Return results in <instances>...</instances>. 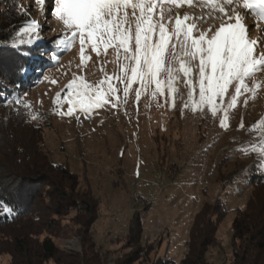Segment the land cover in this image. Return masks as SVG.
Masks as SVG:
<instances>
[{"label":"rangeland","instance_id":"1","mask_svg":"<svg viewBox=\"0 0 264 264\" xmlns=\"http://www.w3.org/2000/svg\"><path fill=\"white\" fill-rule=\"evenodd\" d=\"M20 6L29 21L19 28L16 44L25 40L50 50L49 43L71 37L54 15L55 0H45L43 9L36 0H20ZM163 7L166 16L173 18L185 13L203 17L198 21L201 30L209 26L214 30L221 23V14L205 6L204 0H193L191 5L182 2L179 7L166 0ZM128 11L131 18V9ZM240 11L248 25V37L258 41L257 53L264 52V21H257L250 11ZM30 21H36L37 27L26 32ZM58 46L62 51L57 65L43 71V79L32 90L8 100L4 112L13 114L20 99L28 104L30 118L41 128L43 148L50 159L66 165L76 174L80 190L89 191L98 200V217L90 235L102 254L110 259L129 251L125 246L128 223L136 212L141 244L153 248L146 260L137 264H154L162 257L178 261L186 251L194 215L204 204L217 208L221 198H226L228 211L217 226L216 244L209 248L207 258L210 264H229L234 248V209L245 206L248 189L240 184L244 189L231 195L228 188L236 186V179L243 180L252 154L264 158L260 151L264 147V124L253 127L264 118V70L247 81L249 86L253 81L260 85L255 94L242 93L236 105L228 109L226 128L220 126L222 111L214 116L206 106L195 111L185 107L188 88L182 73H177V92L172 97L166 90L155 97L144 91L137 99L139 84L133 83L125 99L123 83L113 78L110 82L117 88L116 107L109 103L87 114L76 109L69 116L58 114L68 108L66 85L74 76L96 85L105 77L119 75L122 53L118 58L109 48L97 56L86 44L89 59L81 65L78 36L70 45ZM175 66L179 67L178 63ZM190 76L195 81V66ZM198 92V87L193 89V100L199 99ZM232 92L234 88L230 87L223 101L217 103L226 106ZM232 174L235 177L230 180ZM78 227L71 217L64 219L57 234H51L57 248L80 251L81 240L75 231ZM8 261V255H0V264Z\"/></svg>","mask_w":264,"mask_h":264},{"label":"trees","instance_id":"2","mask_svg":"<svg viewBox=\"0 0 264 264\" xmlns=\"http://www.w3.org/2000/svg\"><path fill=\"white\" fill-rule=\"evenodd\" d=\"M28 17L20 0H0V255L9 256L7 264L142 262L153 248L141 244L139 215L134 212L128 223L125 246L129 251L108 259L90 235L98 217V200L80 190L76 174L66 165L50 159L41 128L32 122L29 105L21 96L13 114L4 112L8 100L41 82L43 71L57 65L62 51L56 41L48 44L50 50L25 40L16 44L17 32ZM251 159L243 180L236 179V186L228 188L231 195L244 189L240 184L248 189L245 206L234 209L229 264H264V158L252 154ZM225 200L221 198L217 208L206 203L194 215L183 257L178 261L162 257L154 264H210L207 252L215 246L217 226L228 211ZM5 206L10 211H4ZM68 217L79 226L75 231L80 251L60 250L52 240L51 234L56 235ZM43 233L47 234L41 237Z\"/></svg>","mask_w":264,"mask_h":264},{"label":"snow or ice","instance_id":"3","mask_svg":"<svg viewBox=\"0 0 264 264\" xmlns=\"http://www.w3.org/2000/svg\"><path fill=\"white\" fill-rule=\"evenodd\" d=\"M36 2L43 9L45 0ZM165 2L55 0L54 15L64 25L65 32L72 33L71 37L57 40L56 43L70 45L78 36L81 65L89 59L85 55L86 44L97 56L101 50L106 53L109 48L117 53L118 58L122 53L119 75L105 77L96 85L74 76L66 85L67 111L58 114L70 116L76 109L87 114L109 103L116 107L117 88L110 82L113 78L123 83L125 99L133 83L139 84L137 99L144 91H150L155 97L166 90L168 96L172 97L177 92L174 87L177 73H182L188 88L185 107L191 106L195 111L206 106L214 116L222 111L220 126L227 127L228 109L236 105L242 93L255 94L260 85L253 81L249 86L247 81L257 71L264 70V52L257 53L258 41L248 37V25L240 10L250 11L257 21H264V0H204L205 6L210 5L212 11L221 14V23L214 30L212 26L204 30L199 28L198 21L203 17L187 13L183 17L166 16ZM167 2L179 7L182 2L191 5L193 0ZM170 11V8L167 9L168 13ZM36 27V21H30L29 28L24 31H34ZM178 47L180 55H177ZM177 63L179 67L175 66ZM193 66L196 68L195 81L190 76ZM197 87L199 99L193 100V89ZM230 87L234 88V92L230 94L227 105L222 107L217 101H223ZM59 96L60 93H57ZM54 103H58V100H54ZM259 124H264V118L253 127ZM260 151L264 153V147ZM4 211L10 209L5 206Z\"/></svg>","mask_w":264,"mask_h":264}]
</instances>
